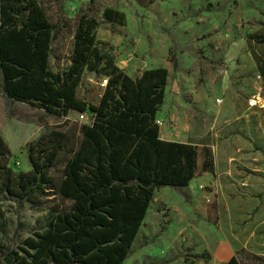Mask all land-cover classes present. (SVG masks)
I'll use <instances>...</instances> for the list:
<instances>
[{
  "label": "rangeland",
  "instance_id": "obj_1",
  "mask_svg": "<svg viewBox=\"0 0 264 264\" xmlns=\"http://www.w3.org/2000/svg\"><path fill=\"white\" fill-rule=\"evenodd\" d=\"M38 2L53 25L52 71L61 72L69 66L76 24L83 14L97 20V46L129 76L137 77L152 67L168 69L165 102L157 114L162 138L204 142L209 123L218 118L215 125L224 129L218 151L223 153L233 141L256 138L257 129L264 132V0ZM106 7L124 12L125 24L108 22L103 17ZM106 79L84 70L78 96L98 102ZM218 98L221 104L216 102ZM90 119L89 112L82 119L73 111L66 117L47 114L10 101L0 91V136L10 148L9 166L15 171L30 168L27 144L57 129L70 137L49 172L58 183L69 148L80 135L78 125L90 123ZM259 146L256 149L263 151V144ZM218 163L221 167L219 158ZM216 180L215 176L199 183L194 179L190 189H156L123 264H218L213 258L220 251L215 238L221 233L216 203L223 200L228 188L224 186L230 181ZM41 201L38 209L0 192V245L17 247L33 231L45 227L53 210L69 205L53 191Z\"/></svg>",
  "mask_w": 264,
  "mask_h": 264
},
{
  "label": "trees",
  "instance_id": "obj_2",
  "mask_svg": "<svg viewBox=\"0 0 264 264\" xmlns=\"http://www.w3.org/2000/svg\"><path fill=\"white\" fill-rule=\"evenodd\" d=\"M108 22L125 24V13L104 8ZM38 0H0V91L10 101L66 117L89 112L78 125L58 183L50 175L69 135L52 129L27 144L29 170L15 171L0 136V192L38 209L55 192L69 205L53 210L41 230L15 248L0 245L4 264H123L146 217L154 192L183 188L203 173L213 174L210 147L162 139L156 123L165 102L166 67L131 77L97 46V20L77 21L69 66L49 64L53 25ZM264 41V39H263ZM176 63V62H174ZM84 70L107 78L96 103L80 98ZM225 264H241L231 256Z\"/></svg>",
  "mask_w": 264,
  "mask_h": 264
},
{
  "label": "crops",
  "instance_id": "obj_3",
  "mask_svg": "<svg viewBox=\"0 0 264 264\" xmlns=\"http://www.w3.org/2000/svg\"><path fill=\"white\" fill-rule=\"evenodd\" d=\"M217 121L218 118L212 125L209 123L204 142L184 141L212 149L215 171L194 178L198 183L210 176L230 181L224 186L228 188L222 196L223 200L216 203V222L221 233L215 238L220 251L213 258L218 264H225L231 256H236L241 264H245L242 261L260 263L264 261V137L260 136L264 132L257 129L255 134L259 135L256 138L233 141L229 151L221 153L219 139L224 129L215 125ZM260 144H263V151L256 149ZM218 158L222 161L221 167Z\"/></svg>",
  "mask_w": 264,
  "mask_h": 264
},
{
  "label": "built area",
  "instance_id": "obj_4",
  "mask_svg": "<svg viewBox=\"0 0 264 264\" xmlns=\"http://www.w3.org/2000/svg\"><path fill=\"white\" fill-rule=\"evenodd\" d=\"M216 102L221 104L222 100H220V98H218V99H216ZM79 117H80V119L84 118V113L79 114ZM156 123L160 124V122L158 120H156Z\"/></svg>",
  "mask_w": 264,
  "mask_h": 264
}]
</instances>
